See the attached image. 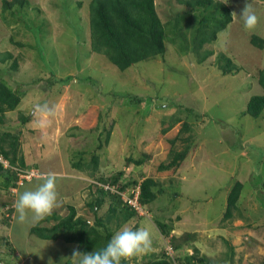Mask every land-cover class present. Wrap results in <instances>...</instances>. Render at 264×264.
I'll return each mask as SVG.
<instances>
[{"label": "rangeland", "instance_id": "1", "mask_svg": "<svg viewBox=\"0 0 264 264\" xmlns=\"http://www.w3.org/2000/svg\"><path fill=\"white\" fill-rule=\"evenodd\" d=\"M2 1L0 57L9 52L18 58V70H9L11 61L0 62V80L12 88L26 84V96L15 111L6 114L2 129L21 131V149L37 170L25 177L28 181L14 195L0 192V237H7L16 251L11 256L0 245V264H65L67 260L78 264L79 257L72 258L76 243L64 236L46 241L31 235L30 228L38 221L29 217L18 223L14 203L18 193L38 186L41 173L55 172L59 198L52 213L63 217L67 206L74 205L79 215L92 219L86 206L92 177L72 164L81 158L88 165L93 154L99 157L97 176L124 170L134 179L148 176L164 183V193L147 206L139 221V228H147L152 235L154 254L163 250L155 223L178 216L171 234L197 233L191 246L185 249L184 245V253L191 254L195 247L211 264H259L264 259L260 186L264 182V113L252 118L244 110L251 96L262 94L257 79L264 68V49L252 46L250 37L264 39V0H214L230 9L233 21L205 45L214 54L202 64L184 50L191 52L194 18L201 10H194L188 24L182 15L186 8L176 0H154L166 28L164 59L140 61L125 70L89 51L91 0H27L6 10ZM247 4L258 17L252 31L245 29L241 18ZM179 15L180 26H176L173 21ZM219 54L230 58L239 71L223 75L218 70ZM65 78L70 81L63 85L60 80ZM134 96L144 98V103L130 105L128 98ZM45 104L53 115L42 117L37 106ZM21 114L30 116L26 125L18 120ZM174 117L180 122L162 133ZM185 118L191 132L181 137L192 134L190 154L180 167L160 172L158 165L166 161L169 141ZM42 119L47 123L42 125ZM108 130L111 136L105 145ZM174 149L182 150L183 143L177 141ZM144 153L150 159L142 169L126 162ZM235 181L243 184L237 202L240 216L222 223L228 190ZM8 207L13 212L7 227ZM106 208L102 206L101 213ZM225 241L233 247L231 259ZM146 254L136 256L135 262L142 263Z\"/></svg>", "mask_w": 264, "mask_h": 264}, {"label": "trees", "instance_id": "2", "mask_svg": "<svg viewBox=\"0 0 264 264\" xmlns=\"http://www.w3.org/2000/svg\"><path fill=\"white\" fill-rule=\"evenodd\" d=\"M176 2L186 8L182 15L186 17L184 22L188 24L191 23V15L194 10H201L199 16L194 18V32L189 41L191 52L188 49L184 50L187 51V54L196 56V62L202 64L214 54V51L205 48V45L216 40L217 34L233 21L231 11L222 2L214 0H176ZM2 3L6 10L15 4L25 5L27 0H3ZM155 7L154 0H91L89 3V51L105 56L119 70H125L140 61L155 58L164 59L165 41H167L166 28ZM182 15L174 18L173 22L176 26H180L178 21ZM176 26H173V30ZM182 29L183 27H178V31ZM185 37H187L186 34ZM172 40L168 39V41ZM15 44L21 46L20 43ZM250 44L260 50L264 49V39L256 35H251ZM8 61H11L9 70L17 71L18 58L9 52L0 57L1 63ZM217 62L218 70L223 75L235 74L239 71L233 61L224 54L217 56ZM1 71L7 72L6 69ZM68 79H61L60 83L66 85L70 81ZM257 81L262 88V94L251 96L244 110V114L252 118H258L264 113V68L258 71ZM25 87L26 84H20L12 88L0 80V192L9 196L14 195L18 187L28 181L21 176L30 174L32 170H37L35 163H28L21 149V131L11 132L2 129L6 124V114L15 111L26 96ZM144 101V98L135 96L128 98V103L132 106L136 103L142 105ZM18 120L22 125H26L30 121V116L21 114ZM179 122L180 119L174 117L169 126L162 130V133L165 134ZM189 132H191V125L185 118L177 135L170 139L171 148L166 161L158 165V171H169L182 165L190 154L193 136L188 134L183 138L181 134ZM110 136L111 131H106L105 145L108 144ZM177 141L183 143L182 150L174 149ZM97 149H101L100 144ZM149 159L150 155L144 153L143 157L138 159L128 157L126 162H132L136 169H142L141 166ZM98 160V155L93 154L88 165H84L81 158L72 164V168L86 172L88 177H92L93 181L88 188L90 199L86 204L90 213L93 214L92 219L79 215L74 205L67 206L65 216L61 217L52 213L30 228L31 235L46 241H56L59 237L64 236L67 241L76 243V249L81 253H90L104 248L112 236L123 226H128L132 230L139 229V221L142 216L146 215L144 211L148 210L147 206L164 193V183L148 176L134 179L131 178L132 176H128L124 170L112 176H97ZM260 186L264 192V182ZM242 188L243 184L235 181L230 191L228 190L222 223L231 222L235 217L240 216L237 202ZM123 194L126 199L123 198ZM132 201H135L137 205L132 204ZM105 204L107 208L101 213L102 206ZM140 210L143 212L140 213ZM6 211L5 221L8 219L6 222L8 227L13 209L8 207ZM179 220L178 216L174 220L166 217L163 218L164 222L159 220L155 223L159 234L170 238V243L175 250L173 255L164 251L163 243L161 245L163 250L159 254L148 252L141 257L142 263L140 264H211L209 259L200 254L195 247L191 254L184 253V245L186 244L185 249L191 246L196 241L197 233L184 232L176 235L174 232L175 235H171V231L174 229L173 223ZM49 222H53V224L44 225ZM225 243L228 245V257L231 259L234 256L233 247L226 241ZM0 245L6 248L8 254L15 255L16 251L7 237H0ZM136 260L135 256L131 260H122L121 264H138L135 262ZM65 264H70V261L67 260ZM259 264H264V259Z\"/></svg>", "mask_w": 264, "mask_h": 264}, {"label": "clouds", "instance_id": "3", "mask_svg": "<svg viewBox=\"0 0 264 264\" xmlns=\"http://www.w3.org/2000/svg\"><path fill=\"white\" fill-rule=\"evenodd\" d=\"M241 18L244 21L246 30L252 31L256 28L258 17L248 4L242 11ZM37 110L42 117L54 114L46 104L38 105ZM45 123L47 121L42 119L41 124ZM58 179L59 176L55 172L43 173L39 176L40 183L34 190H25L18 193L14 203L18 223H25L29 217L32 220L40 221L52 214L58 204ZM139 212L142 213L143 210ZM171 235L175 234L172 233ZM162 238L164 251L173 255L175 250L170 243V238L164 236ZM152 245V235L147 228L142 227L132 230L128 226H123L112 236L104 248L90 253H81L74 250L72 258L75 260L79 257L78 264H121L122 260H131L135 256L150 252ZM49 264H51V261H49Z\"/></svg>", "mask_w": 264, "mask_h": 264}, {"label": "built area", "instance_id": "4", "mask_svg": "<svg viewBox=\"0 0 264 264\" xmlns=\"http://www.w3.org/2000/svg\"><path fill=\"white\" fill-rule=\"evenodd\" d=\"M5 166H6V165H5ZM30 174H32V173H30ZM30 174H28L29 176H28V175L21 176V178H25V177H27V176L30 177ZM132 204L136 205V202H135V201H132Z\"/></svg>", "mask_w": 264, "mask_h": 264}, {"label": "crops", "instance_id": "5", "mask_svg": "<svg viewBox=\"0 0 264 264\" xmlns=\"http://www.w3.org/2000/svg\"><path fill=\"white\" fill-rule=\"evenodd\" d=\"M177 234V233H176ZM177 235H179V234H177Z\"/></svg>", "mask_w": 264, "mask_h": 264}]
</instances>
